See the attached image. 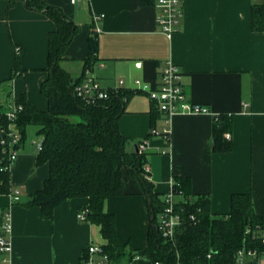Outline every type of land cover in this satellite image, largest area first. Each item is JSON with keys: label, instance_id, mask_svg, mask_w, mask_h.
Returning a JSON list of instances; mask_svg holds the SVG:
<instances>
[{"label": "crops", "instance_id": "obj_1", "mask_svg": "<svg viewBox=\"0 0 264 264\" xmlns=\"http://www.w3.org/2000/svg\"><path fill=\"white\" fill-rule=\"evenodd\" d=\"M43 1L78 25L62 63L70 73L66 66H77L78 74L71 73L72 78L82 74L87 40L95 31L99 52L92 71L103 87L114 89L123 80L126 90L138 91L137 79L155 87L161 69L171 61L184 74L188 100L209 108V114L178 113L166 124L162 115L153 113L155 106L146 93L134 92L127 102L120 133L127 139L128 153L138 152V144L147 141L146 173L154 192L163 198L172 180L188 177L193 194L210 197L213 214H228L232 195L249 193L257 214L264 216V33L251 28L252 6L264 0H182L184 15L172 39L160 32L157 7L144 6L141 0H89L75 5L71 0ZM95 16L103 18L95 22ZM55 29L44 11L28 8L25 0L0 1L1 111L23 95L38 109H47L40 85L48 77V39ZM14 48L20 49L23 74L12 81L17 67ZM220 114L233 117V147L229 153H209L214 117ZM33 128L34 138L29 141L26 131L10 168V192L0 194V226L6 214L12 223L7 235L12 252L7 257L10 264H83L90 245L105 244L99 226L78 218L88 198L64 202L51 220L42 217L40 208L26 206L50 171L48 163H36L42 139ZM165 129L170 130L169 141L162 135ZM152 130L158 134L152 135ZM125 190L126 195L106 204L116 217L118 239L133 250L151 251L148 199L142 184L128 178ZM16 191L18 203L12 198ZM2 258L0 254V264ZM124 264L152 262L140 257ZM259 264H264V256Z\"/></svg>", "mask_w": 264, "mask_h": 264}, {"label": "trees", "instance_id": "obj_2", "mask_svg": "<svg viewBox=\"0 0 264 264\" xmlns=\"http://www.w3.org/2000/svg\"><path fill=\"white\" fill-rule=\"evenodd\" d=\"M30 9L44 11L54 21L56 29L48 39V77L40 85V94L47 101V109L40 110L25 95L16 100L22 106L16 127L26 137L27 128H37L42 148L36 163L49 164V177L42 189L29 196L27 207L41 209L42 217L51 220L54 211L64 202L76 198H88L85 221L100 227L105 244L101 246L110 264L129 263L135 258H146L152 264H236L241 250H256V263L264 256V216L257 214L249 193L233 194L228 214L215 215L211 199L191 191L188 177H176L175 192L182 193L176 210L182 223L175 240L162 237L158 229V215L164 210L165 195L154 192L144 169V152L128 153L127 139L120 133L119 121L125 113L127 102L134 92L109 89V98L87 103L75 94V87L85 77L87 69L93 70L98 63L99 40L92 31L88 37V55L83 59V70L74 79L62 63L65 52L79 28L63 11L46 4L43 0H25ZM144 6H155L157 0H141ZM251 28L264 33V3L254 4L251 9ZM20 52L19 48H16ZM19 67L11 80L22 76ZM153 112L161 115L156 108ZM3 112V111H2ZM233 117L220 114L214 117L212 138L207 146L209 153L224 154L232 150L231 140L226 138L232 130ZM7 118L0 114V127L7 126ZM7 151L0 145V194L10 192V169ZM128 178L139 180L148 199L150 225L148 240L151 251L133 250L118 239L116 217L106 210L107 202L126 195ZM18 203V202H17ZM195 219L192 220L191 217ZM84 263V262H83Z\"/></svg>", "mask_w": 264, "mask_h": 264}, {"label": "built area", "instance_id": "obj_3", "mask_svg": "<svg viewBox=\"0 0 264 264\" xmlns=\"http://www.w3.org/2000/svg\"><path fill=\"white\" fill-rule=\"evenodd\" d=\"M13 2L16 0H0ZM89 0H71L73 5L80 4L82 2H88ZM155 6L158 9L157 24L160 32L168 39L179 31L180 23L183 18L182 0H157ZM103 16H95V22L100 21ZM98 30V28H97ZM102 66V65H101ZM136 67L140 68L141 63H136ZM183 72L173 62H166L159 74V81L155 87H151L144 84L139 79L134 81V87L136 90L147 94L150 101L154 104L158 112L163 116L166 124H170L172 118L178 114H209L210 110L207 106L192 103L188 100L183 84ZM125 84L123 80L119 81V86L114 88L115 92L124 88ZM76 96L86 101L87 103H94L97 100H105L109 98L108 88L103 87L93 71L87 69L85 77L79 85L75 87ZM22 111V106L15 103L13 108H9L6 111H1L7 118V126L0 127V145L7 151L9 169L16 162L19 156V148L22 143V135L17 129L15 123L18 113ZM216 117V116H215ZM152 135H157L156 130H152ZM163 137L166 140H170V130L163 131ZM226 138L231 140V134H227ZM138 151L145 152L147 149V141H141L138 144ZM42 148V142L38 143V149ZM145 171H149V167L145 165ZM175 181L170 182V190L165 195L166 206L164 210L158 215V229L162 234V237L174 241L177 229L182 223L181 214L176 210V205L182 193L175 192ZM14 202L20 201V192L16 191L12 195ZM87 210L79 213L78 218L85 220ZM195 219L194 216L191 217ZM12 231V223L10 214L5 215V223L0 226V254H2V263L10 264V260L7 257L12 252V244L7 239V235H10ZM264 242V233L262 234ZM88 259L83 264H110L108 257L103 253L101 246L92 244L87 249ZM98 259H94L93 257ZM257 257L256 250H241L237 253L236 264H259V260L256 263H250ZM159 264V263H156Z\"/></svg>", "mask_w": 264, "mask_h": 264}, {"label": "rangeland", "instance_id": "obj_4", "mask_svg": "<svg viewBox=\"0 0 264 264\" xmlns=\"http://www.w3.org/2000/svg\"><path fill=\"white\" fill-rule=\"evenodd\" d=\"M11 46H12V43L11 42H9V47L11 48ZM13 48V47H12ZM14 58H16V62H17V57H19V61H20V59H21V57H20V52H18V50L17 49H15L14 48ZM21 52H22V50H21ZM67 68H69V71H71V73L75 76V75H77L78 74V68H77V66H75V65H67L66 66ZM12 75H13V73H12ZM12 75H11V78H12ZM14 104L15 103H11L10 105H9V108H13L14 107ZM8 108V109H9ZM34 136H35V133H34V128L33 127H30V128H28L27 129V139L30 141L31 139H33L34 138Z\"/></svg>", "mask_w": 264, "mask_h": 264}]
</instances>
